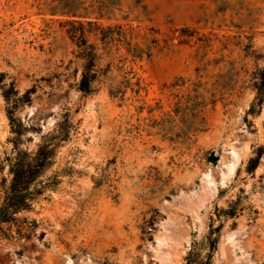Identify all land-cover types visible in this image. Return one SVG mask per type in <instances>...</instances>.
Returning a JSON list of instances; mask_svg holds the SVG:
<instances>
[{
    "label": "rangeland",
    "instance_id": "374dc122",
    "mask_svg": "<svg viewBox=\"0 0 264 264\" xmlns=\"http://www.w3.org/2000/svg\"><path fill=\"white\" fill-rule=\"evenodd\" d=\"M40 8L0 0V264H264V0H120L98 25L152 54L86 26L111 63L91 94L69 18ZM123 64L138 97L110 95ZM194 89L204 128L179 137Z\"/></svg>",
    "mask_w": 264,
    "mask_h": 264
},
{
    "label": "trees",
    "instance_id": "16d2710c",
    "mask_svg": "<svg viewBox=\"0 0 264 264\" xmlns=\"http://www.w3.org/2000/svg\"><path fill=\"white\" fill-rule=\"evenodd\" d=\"M41 4V11L51 15H61L69 18L67 24L71 28L68 33L72 40H74L80 49V56L85 60L84 71L82 74L80 89L86 94L94 92L93 83L99 77L106 76L111 71V63L108 69L103 73L98 69L99 54L96 46L89 42L87 33L89 30L86 26L95 27L100 30L101 41L106 46L114 44L117 51L121 48L126 50L127 55L131 56V60H141L145 56L150 57L151 52L142 46L136 39L138 36L132 32L127 31L121 25L115 27H102L98 25V21L103 18L109 19L116 10H120V0H39ZM125 59H120L121 62ZM121 72V80L113 81L110 85V95L117 98L120 96L124 100L128 90H130L136 97L145 90L142 81L137 77L133 68L127 69L125 64L119 66ZM183 78L179 77L170 84L172 90L183 86ZM178 101L176 102L175 117L179 125V137L181 134L188 136V138L195 133L202 131L204 128L205 117L204 107L205 99L196 89L187 92L179 97L176 95ZM264 98V69L261 74V84L258 89V96L256 102L253 104L250 112L255 113L257 108H260ZM172 122V121H171ZM162 130H165V124L162 123ZM168 132L169 130H165ZM262 153H258L256 157L250 160L249 171H254L259 164Z\"/></svg>",
    "mask_w": 264,
    "mask_h": 264
}]
</instances>
